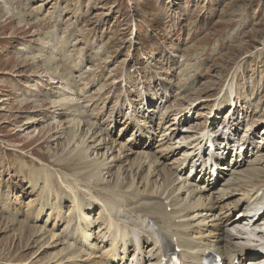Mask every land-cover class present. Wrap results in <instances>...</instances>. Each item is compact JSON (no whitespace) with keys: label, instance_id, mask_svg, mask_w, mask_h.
<instances>
[{"label":"rangeland","instance_id":"1","mask_svg":"<svg viewBox=\"0 0 264 264\" xmlns=\"http://www.w3.org/2000/svg\"><path fill=\"white\" fill-rule=\"evenodd\" d=\"M158 78L176 80L180 86L188 83L187 94L170 88L172 98L166 105L180 101L185 105L178 97H186L192 116L185 118L184 126L209 121L206 127H221L230 107L215 112L221 113L215 121L210 111L227 83L237 94L233 103L239 100L248 122L260 121L264 0H0V264H42L52 253L42 252L40 245L36 248L27 234L19 243L14 231L25 220L60 234L68 225L65 221L58 229V220L45 223L57 196H69L62 178L75 167L67 155L72 150L69 130L81 119L63 112L70 104H83L89 116L82 120L98 123L101 133L123 142L127 135L119 136L121 125L109 127L110 115L124 94L140 100L146 87L151 93L153 87L162 88L155 82ZM72 91L78 95H70ZM39 118L45 121L36 127L25 124ZM70 119L72 125L65 129L64 122ZM84 127L90 128L87 123ZM245 127L240 128L242 134ZM263 129L260 125L257 132ZM202 135L204 139L214 133ZM183 151L166 158L163 165ZM190 170L188 165L184 178ZM129 180L127 175L125 182ZM33 182L40 191L31 195ZM68 185L76 189L71 181ZM39 205L44 214L37 221L32 217ZM97 212L94 207L88 214L97 218ZM9 220L16 225L10 230ZM29 244L32 248L27 250ZM38 250L41 261L34 259Z\"/></svg>","mask_w":264,"mask_h":264},{"label":"bare ground","instance_id":"2","mask_svg":"<svg viewBox=\"0 0 264 264\" xmlns=\"http://www.w3.org/2000/svg\"><path fill=\"white\" fill-rule=\"evenodd\" d=\"M163 80L155 81L162 88L153 87L154 93L146 87L140 100L124 94L123 102L110 115L109 127L121 125L119 136L127 135L123 142L112 141L108 132L101 133L98 123L82 120L89 116L83 104H70L63 112L81 119L69 130L72 150L67 155L75 160V167L62 178L69 196H57V205L48 208L45 223L50 220V225L55 219L58 229L65 221L68 225L63 234L47 232L38 225L30 226L27 223L33 220L26 218L14 231L20 244L27 234L36 248L40 245L42 252H52L42 264H162L167 251L176 253L181 264H203L216 256L222 257L223 264H264V216L249 223L254 208H258L254 212L264 209V129L257 132L264 125V116L250 124L239 100L233 103L237 94L227 84L210 111L215 121L221 116L215 112L230 107L221 127H206L209 121L198 127L193 122L184 126L192 116L186 97L177 98L185 99V105L181 101L177 106L166 105L172 98L170 88L187 94L188 83L180 86L176 80ZM44 121L31 119L25 124L36 127ZM72 121L64 122L65 129ZM86 123L89 129H84ZM208 131L214 135L203 139ZM180 150H184L181 157L163 165ZM188 165L191 170L184 178ZM127 175L131 183L125 182ZM29 188L31 195L40 191L36 182ZM66 203L71 205L61 218ZM94 207H98L97 218L87 213ZM42 209L39 205L32 219L41 220ZM7 225L10 230L15 223L9 220ZM41 251L33 252L34 259L43 260Z\"/></svg>","mask_w":264,"mask_h":264}]
</instances>
